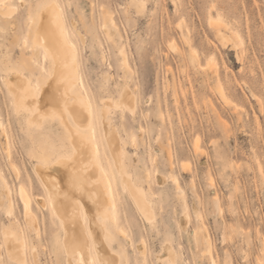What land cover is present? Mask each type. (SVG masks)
<instances>
[{"label": "rangeland", "instance_id": "obj_1", "mask_svg": "<svg viewBox=\"0 0 264 264\" xmlns=\"http://www.w3.org/2000/svg\"><path fill=\"white\" fill-rule=\"evenodd\" d=\"M6 3L14 10L0 15V264H36L33 249L39 264L77 261L67 262L60 218L38 203L47 192L35 169L36 150L42 144L50 158L70 155L65 128L51 115L38 125L3 82L14 71L32 83L45 79L50 61L29 36L42 3L60 7L93 105L96 155L111 181L109 210L116 218L107 221V243L119 264H264V0ZM216 23L225 27L222 39ZM124 86L135 98L134 111L110 107L104 120L102 100H117ZM111 127L125 150L124 169L150 200V220L110 155L105 131ZM8 227L25 236L24 263L7 252L2 232ZM85 232L100 264L88 227ZM167 245L174 263L164 256Z\"/></svg>", "mask_w": 264, "mask_h": 264}, {"label": "bare ground", "instance_id": "obj_2", "mask_svg": "<svg viewBox=\"0 0 264 264\" xmlns=\"http://www.w3.org/2000/svg\"><path fill=\"white\" fill-rule=\"evenodd\" d=\"M36 8V21H31L29 25L30 41L32 46L43 49L42 59H48L51 66L41 83H38V80L32 83L22 71H14L9 76L6 73L3 82L13 94L18 108L24 109L33 116L38 125L45 116L58 117L65 128L72 148L70 155L61 154L50 158L43 145H38L35 169L47 192V198L41 197L38 203L49 207L50 211L60 218L65 231L64 244L68 263L71 262V258L75 257L77 259L75 264H95L94 257L89 251V239L85 232V228L88 227L100 264H119L118 254L107 243V240H111L107 221L116 219L115 214L113 216L109 210L110 203L112 204L111 181L96 155L98 146L92 119L93 105L77 71L73 42L65 26L60 7L56 3H42ZM9 12L6 8L2 9L0 15L1 17L6 16ZM223 29H225L224 26L216 23V33L219 38L225 36ZM233 32L238 42L241 43L238 33ZM23 63L28 68L37 65L39 73L44 72L43 66L35 60L23 59ZM123 63H126L125 57ZM219 93L222 99L227 101L223 90L220 89ZM101 105L104 120L107 114L112 112L110 107H123L130 112H133L136 107L135 98L127 86L122 87L117 100L105 99L102 100ZM105 134L110 155L122 172L123 181L131 191L138 210L145 219H152L150 200L146 197V193H143V189L141 190L132 182L124 169L125 150L120 146L121 142L119 143L116 129L107 128ZM197 146L196 144V148ZM174 180L179 188L177 180ZM18 192L25 216L29 219L34 218L35 215L32 216L31 211V200L24 187L20 185ZM3 193L5 194V191ZM6 193L9 197L8 191ZM85 215L88 216L86 226ZM2 234L10 257L18 263H24L26 261L24 254L26 239L23 233L8 227L3 230ZM139 247L142 250L141 253L144 254V245L141 244ZM32 253L36 264H39L35 249ZM164 256L174 263V254L168 245L165 246ZM212 263H214L213 260Z\"/></svg>", "mask_w": 264, "mask_h": 264}, {"label": "snow or ice", "instance_id": "obj_3", "mask_svg": "<svg viewBox=\"0 0 264 264\" xmlns=\"http://www.w3.org/2000/svg\"><path fill=\"white\" fill-rule=\"evenodd\" d=\"M5 8L9 10H14L12 9V6L10 4L6 3V0H0V10L5 9Z\"/></svg>", "mask_w": 264, "mask_h": 264}]
</instances>
